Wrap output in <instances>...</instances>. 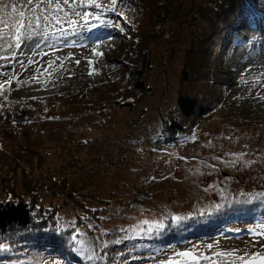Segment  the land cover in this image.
I'll use <instances>...</instances> for the list:
<instances>
[{"label": "rangeland", "instance_id": "374dc122", "mask_svg": "<svg viewBox=\"0 0 264 264\" xmlns=\"http://www.w3.org/2000/svg\"><path fill=\"white\" fill-rule=\"evenodd\" d=\"M212 0H178L174 16L168 24L169 35L157 41L150 52L152 68L148 72V83L151 85L149 94L139 96L137 100L134 88L130 81L123 83V88L116 87L112 92L111 87H103L100 75L101 69L107 65H113L117 56H123L122 48L116 52L117 42L114 30L102 27L88 33L91 40L81 41L79 36L70 37L87 47H64L54 54L37 57L39 64L32 65L28 70L20 69V79L29 80L36 73V68L41 67V72L47 67V61L56 56L63 58L71 56L65 61L67 71L61 70L60 77L65 80L60 84L34 83L22 84L18 93L5 94L7 100L0 96V135L6 150L13 148L12 141L18 143H30L35 145L33 162L30 160L22 167L3 166L0 164V177L13 179L14 184L18 177L24 174V170H38L37 158L40 154L49 152L48 161L45 164L50 169L67 166L65 171L70 174L58 176V184L62 186L63 177H66L67 189H75L78 194L88 193V198L79 196L88 207H98V200L90 198L93 194L100 199H129L131 188L138 184L145 185V191L150 195L144 198V205L133 208L122 207L115 203L109 208L100 211L99 221L94 219L79 226L77 214L82 212V207L65 204L61 198L49 196L40 200V203L50 207H57L56 214L59 222L70 227L69 222L74 221L85 235L81 236L88 242L99 236L101 230L108 233L106 239L113 240L122 236L121 228L138 230L147 228L143 221L154 222L164 220L172 215L198 217L195 226L208 225L224 221L223 215L217 213L211 217H200L198 212L209 207L213 202H218L220 197L215 191L206 192L205 188L212 183H220L227 189L226 195L234 198L240 192L264 191V24L256 27L241 28V34L249 38L253 36L259 43L248 45L242 40L237 41L221 34L213 38L212 46L225 53H220L217 67L219 69V86L211 88L212 92L219 94V98H213V106L210 104L203 111L204 120L192 121L188 125L186 133L166 132L165 121L169 114L176 110L178 89L181 87V75L185 63V51L191 45L193 38L198 35L201 17L199 13L202 7ZM107 3L108 0H101ZM134 0H118V9L124 14L132 8ZM113 19L118 20L115 14L109 13ZM102 34L113 39L101 44L100 50L103 57H93L91 48L94 46L96 35ZM227 49V50H226ZM7 53L0 52V55ZM118 54V55H117ZM263 57L259 63L260 58ZM87 58L95 61L94 68L99 74L88 75L89 66ZM76 60L80 64L75 63ZM57 60L56 64L59 65ZM260 64V66L258 65ZM12 70L7 67L2 71ZM51 71V70H49ZM242 72H245L244 74ZM251 76H263L260 84L253 87L256 81L247 84L241 83ZM0 77V80L5 79ZM41 80L45 76L39 77ZM128 80L127 78H125ZM16 84L13 86L15 87ZM60 90L75 92L80 90L91 91V94L105 92V107L91 114L76 113L80 104L56 107L53 100ZM110 90V91H108ZM35 97L40 103L30 108L25 99ZM95 98V97H94ZM102 98V97H101ZM98 97V100H102ZM34 100V99H33ZM120 103L130 102L132 106L121 107ZM43 108V109H42ZM8 117L7 121L6 118ZM97 120V121H96ZM15 122V123H14ZM10 129V130H9ZM195 136V141L190 138ZM230 138V139H229ZM209 141L212 147L208 146ZM59 143L79 145L80 152H75L71 147L60 155ZM69 146V145H68ZM30 147V146H29ZM33 148V146H31ZM228 153H246L245 160L255 161L250 167L237 168L226 167L222 162L213 159L216 156L230 158ZM20 154H23L22 152ZM31 153L27 151L29 156ZM186 157L187 160L181 159ZM22 158V157H21ZM77 159V164L74 163ZM15 163H20L13 161ZM76 162V161H75ZM206 165H216L219 171H212ZM17 167V168H16ZM28 167L27 169H25ZM48 169V168H46ZM199 169V171H197ZM49 171V170H48ZM46 170L47 175L50 173ZM53 174L59 171H53ZM38 172L34 176L37 177ZM34 177V178H36ZM153 177L155 179H153ZM231 177L230 180H225ZM5 182V181H3ZM39 183L35 185L38 187ZM7 190L17 193L26 191L22 184L6 186ZM96 193V194H95ZM3 195V194H2ZM91 195V196H90ZM34 197L29 198V201ZM264 221V215H255L250 218H237L230 223L216 225L212 228L217 235L200 237L189 240L192 243H218L216 250H247L249 252L261 250L264 239L253 245V239L249 237L247 230L253 228L257 222ZM167 222V221H165ZM92 224V229L88 225ZM192 230V228H190ZM222 229V230H221ZM232 231H229V230ZM239 229V232L235 230ZM91 230L94 239L91 238ZM219 232L231 235H221ZM209 238V239H208ZM175 251L187 250L191 243L177 244ZM203 250V249H201ZM172 251L156 259H167ZM26 256L10 258L6 264H20ZM38 262L33 264H60L51 258L43 259L36 256ZM0 264H3L0 261ZM138 264H156L152 259Z\"/></svg>", "mask_w": 264, "mask_h": 264}, {"label": "trees", "instance_id": "16d2710c", "mask_svg": "<svg viewBox=\"0 0 264 264\" xmlns=\"http://www.w3.org/2000/svg\"><path fill=\"white\" fill-rule=\"evenodd\" d=\"M177 3L178 0H134L132 8L125 13L129 19V24L124 25L125 32L121 33L115 29L113 34L117 42L116 52L119 54L122 48H126V50H123V56H117L118 58L112 61L114 62L113 65H107L106 68L101 69L100 75L104 76L101 81L103 87L109 86L111 87L110 90L114 91L116 87L122 89L123 83L130 81L136 95L134 100H137L139 96H144L145 94L147 96V94L152 92L149 90L151 85L148 83V72L152 68L150 52L157 41L169 35L168 24L170 18L174 16ZM202 8L199 13L201 17L199 33L193 38L190 47L185 51V63L181 75V87L178 89L177 94L176 110L171 112L169 114L170 117L165 121L166 132L180 133V135L186 133L187 127L192 121L200 122L204 120V114L202 115L201 113L207 110L210 104L213 106L212 99L219 98V94L213 93L211 88L219 86V69L216 64L220 58L219 54L225 53V49L221 47L219 52L218 49L214 48L212 46L213 38L225 34L226 37L234 39L238 44L241 42L239 38L241 28L256 27L259 24H264V0H212L208 6L205 7L204 5ZM6 73L12 74V70H7ZM60 74L61 71L54 73L49 83L60 84L63 82L65 79L60 77ZM4 78L7 79V76ZM20 80L24 81V79ZM15 84L13 82L11 90L5 94L10 92L18 93L17 85L13 87ZM105 93L106 91H100L98 94H91V91L86 90L65 93L60 90L52 97V101L45 103H53L56 107L80 104L76 108L78 109L76 113L85 115L97 112L98 115V109L102 110L106 105L103 97ZM98 97H102V100L99 101ZM25 101L26 103L22 104V106L27 105L30 108H34L40 103L37 99H25ZM116 102L121 107L132 106L133 103ZM45 103L42 102L40 104L44 106ZM7 119L8 117L6 121ZM1 120L2 115H0ZM11 144L13 148L9 151L6 150L0 135V164L2 163L3 166L8 167H15L20 164L17 167H22L25 164L27 165L30 160L33 162L34 158L32 157L35 155L34 144L30 143V141L26 143L12 141ZM59 144L62 157L70 147L74 148L75 152L82 150L79 145ZM27 151L31 153L29 156L24 155L25 153L27 154ZM21 152L23 154H20ZM48 155L49 152L46 151L38 156L37 166L39 169L37 171L34 170V165L32 164L30 168H33V170H24V174L18 177L15 184L25 185V193L7 190L6 186H15L14 180L0 177V243L5 244L8 249L7 251H0V261L3 264L8 263L10 258L12 259L17 255L26 256L22 260V264L38 262L36 256L39 255L43 259H55L60 264L61 262H64V264H85L70 251L67 245V240L75 229L66 227L59 222L56 214L57 207H50L43 203L39 204L43 198L45 199L49 196L61 198L65 204L82 207L84 210L77 214L80 226L93 219L99 221L100 211L109 208V205L117 203L122 207L129 208L143 206L144 198H148L150 195L145 191L144 184H138L131 188L129 199L103 200L93 194V197L90 198L96 199L95 201L98 200V207H88L84 201L79 199L80 195L88 198V193L78 194L79 192L77 193L75 189H67L66 177H63L62 182H60L62 186H59L57 177L67 176L70 173L65 171L67 166L64 165L54 169L47 167L45 164L48 161ZM14 160L21 162L15 163L13 162ZM75 161L74 163L77 164V159ZM46 170H49V175H47ZM52 170L59 171V173L53 174L51 173ZM36 172H38L37 177L34 176ZM36 183H39L38 187L35 185ZM31 197H34L31 200L32 202L29 201ZM92 209L98 211L92 212ZM221 215L224 217L223 222L200 226L194 225L198 217L192 215L193 218L187 220L182 227L171 228L160 239H133L126 240L120 245H111L107 250L111 255L105 264H119L121 259H128L129 264L146 262L149 260L146 258L149 255L148 251L138 250L132 253V255L145 257V259L137 261H132L130 256L120 257L117 254L127 253L134 244H151L153 247H160L169 244H184L182 242L194 238L199 239L200 237L217 235L215 231H212L214 226L230 223L237 218L264 215V206L258 204L236 205L232 209H226L221 212ZM82 217L84 218L83 220H81ZM87 233H90L92 239L95 238L91 230H88ZM127 234L132 235V232ZM219 234L231 235L228 232H219ZM124 235L125 233L122 236Z\"/></svg>", "mask_w": 264, "mask_h": 264}, {"label": "snow or ice", "instance_id": "6c2138e0", "mask_svg": "<svg viewBox=\"0 0 264 264\" xmlns=\"http://www.w3.org/2000/svg\"><path fill=\"white\" fill-rule=\"evenodd\" d=\"M109 13L115 14L119 19H113L108 15ZM126 24H129V19L124 12L118 9V0H108L107 3H102L101 0H0V52L7 53L6 55H0V77L7 76V79L0 80V96L7 100L5 93L11 90L13 82L16 83L17 88L22 84H28L29 80L47 87L54 73L61 70L67 71L65 61L71 59V56L63 59L56 56L55 59L48 60L46 62L47 67L44 68L43 72H41L43 65L37 67L36 73L38 75L34 74L29 80L21 81L16 69L19 67L26 71L32 65L40 63L36 59L37 57L42 59L48 56L50 52L54 54L64 47L88 46L75 39H70V37L79 36L81 41L91 40V36L87 34L105 26L107 29H116L124 33V25ZM111 39L113 37L97 34L95 41H93L94 46L91 48L92 56L103 57L104 53L100 50L101 44ZM57 60L60 61L59 65L56 64ZM75 63L79 65L80 61L76 60ZM94 63L93 59L87 58L89 76L99 74V70L94 68ZM9 66L12 69V74L2 71ZM40 76L46 78L41 80ZM255 80L253 87L260 84L258 77ZM245 83L248 82L245 81ZM257 95L259 99L264 100V96H260L259 93ZM32 99H35V97H32ZM2 107L0 105V108ZM190 139L195 141L196 137L193 135ZM208 146L212 147L211 141H209ZM225 155L230 158L225 159L223 156H216L213 159L231 168H237L238 165L240 168H246L255 163V161L244 159L246 153H228ZM181 159L187 160L186 157ZM206 167L211 168L214 172L220 170L216 165H206ZM153 179L155 178L153 177ZM230 179L231 177L225 178V180ZM222 183L223 181L212 183L205 188L206 192L215 191L220 200L199 211L198 215L200 217H211L226 209H232L236 205L258 204L264 206V191H242L238 197L229 198L226 195L227 189L221 186ZM241 197L243 198L241 199ZM91 211L96 212L98 210L92 209ZM191 218H193L191 215H172L171 217H165L164 220L154 222L145 220L143 223L148 225L147 228L138 230L121 228L120 231L124 232L125 235L113 240L106 239L108 236L107 231L101 230L99 236L88 242L79 238L85 233L76 228L74 221H70L69 225L75 231L68 238L67 245L70 251L85 264H105L111 255L107 251L111 245H120L126 240L133 239H160L171 228H180ZM83 219L82 217L81 220ZM93 227L92 224L88 225L89 229ZM235 231L239 232L240 230ZM129 232H132V235H128ZM247 233L253 239V245L259 243L261 239H264V221L257 222L253 228L247 230ZM182 243H191V247L187 250L175 251L177 246L173 244L160 247H153L151 244H134L127 253H118L117 255L120 257L130 256L132 261H137L145 259V257L132 255V253L138 250L148 251L149 255L146 258L154 260L156 264H264V245L260 246L261 250L249 252L239 249L216 250L218 248L216 242L206 245L190 241ZM7 250L6 245L0 243V251ZM169 251H172L173 254L168 256L167 259H156L157 256H163ZM61 264H64V262H61ZM119 264H129V260L121 259Z\"/></svg>", "mask_w": 264, "mask_h": 264}, {"label": "bare ground", "instance_id": "6f19581e", "mask_svg": "<svg viewBox=\"0 0 264 264\" xmlns=\"http://www.w3.org/2000/svg\"><path fill=\"white\" fill-rule=\"evenodd\" d=\"M241 40L243 41V43H247L248 45H250V44H252V41H255V40H257L256 38H254L253 36H251V38H249L246 34H241ZM255 43L256 44H258L259 42L258 41H255ZM262 59H263V57H261L260 58V60H259V63L262 61ZM259 66H260V64H258ZM262 66L264 65V64H261ZM243 74L245 73V72H242ZM259 78V79H261L263 76H251V77H248V78H246L245 80H240L239 82H241V83H245V81H247L248 83L247 84H250V83H252V82H254V81H256L255 80V78Z\"/></svg>", "mask_w": 264, "mask_h": 264}]
</instances>
